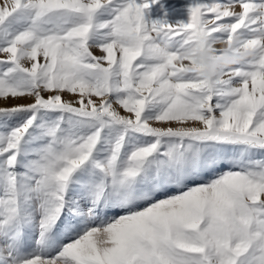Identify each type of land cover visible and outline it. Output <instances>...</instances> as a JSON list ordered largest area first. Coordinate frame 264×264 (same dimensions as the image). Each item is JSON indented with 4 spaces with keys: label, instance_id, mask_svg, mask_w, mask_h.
<instances>
[{
    "label": "snow or ice",
    "instance_id": "1",
    "mask_svg": "<svg viewBox=\"0 0 264 264\" xmlns=\"http://www.w3.org/2000/svg\"><path fill=\"white\" fill-rule=\"evenodd\" d=\"M9 101L0 264H264V0H0Z\"/></svg>",
    "mask_w": 264,
    "mask_h": 264
},
{
    "label": "rangeland",
    "instance_id": "2",
    "mask_svg": "<svg viewBox=\"0 0 264 264\" xmlns=\"http://www.w3.org/2000/svg\"><path fill=\"white\" fill-rule=\"evenodd\" d=\"M184 2L185 0H167L169 6L175 5L177 7L182 6ZM66 98H67V94H66ZM23 102L24 101H9L8 104H3V102H0V107H7V106H11V104L14 103H23Z\"/></svg>",
    "mask_w": 264,
    "mask_h": 264
},
{
    "label": "clouds",
    "instance_id": "3",
    "mask_svg": "<svg viewBox=\"0 0 264 264\" xmlns=\"http://www.w3.org/2000/svg\"><path fill=\"white\" fill-rule=\"evenodd\" d=\"M212 71H215V68H213V70Z\"/></svg>",
    "mask_w": 264,
    "mask_h": 264
}]
</instances>
